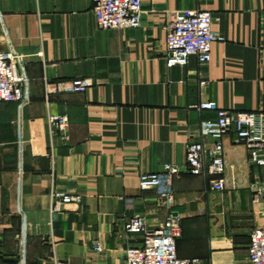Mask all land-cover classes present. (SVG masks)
<instances>
[{"label": "crops", "instance_id": "0c3cea01", "mask_svg": "<svg viewBox=\"0 0 264 264\" xmlns=\"http://www.w3.org/2000/svg\"><path fill=\"white\" fill-rule=\"evenodd\" d=\"M142 26L99 29L92 0H0V50L8 38L29 55L30 102H0V264H126L143 232L181 219L177 250L195 264H246L250 235L264 225V167L252 165L235 134L224 136L225 189L186 168L190 143L217 109L264 113V0H143ZM179 9H206L218 33L212 58L168 67L167 27ZM51 81L85 78L86 92L45 95ZM50 114L67 115L66 137ZM22 134L24 146L19 148ZM212 139H208L210 142ZM180 167L172 183L142 189V175ZM82 202L53 213V192ZM171 191L172 202L161 192ZM21 210L26 214H22ZM26 219V224H25ZM100 242L103 251L96 250Z\"/></svg>", "mask_w": 264, "mask_h": 264}, {"label": "built area", "instance_id": "2783aa9c", "mask_svg": "<svg viewBox=\"0 0 264 264\" xmlns=\"http://www.w3.org/2000/svg\"><path fill=\"white\" fill-rule=\"evenodd\" d=\"M93 11L99 29H126L142 26L145 13L143 0H92ZM214 16L206 9H179L167 27L166 63L172 68L185 67L192 55H196L202 65L212 58L213 43L219 35L213 29ZM0 23L6 29L4 18L0 12ZM29 55L20 51L8 38L7 47L0 50V102L16 101L20 117L25 105L30 102V78L27 72ZM45 95H60L68 90L83 93L91 83L85 78L71 80L59 79L44 81ZM199 109H217V118L204 121L201 126L202 139L190 143L186 153V168L195 175L207 176L211 189L223 190L226 186L223 138L228 133L235 134V140L244 144L249 151L252 165L264 167V113L255 111H232L218 108L214 102L204 101ZM50 131H60L66 137L69 125L67 115L50 114L48 116ZM212 139L210 142L208 139ZM22 134L19 137V148L24 146ZM180 167L166 164L163 171L142 175V189H159L162 182L172 183ZM255 201L264 197V183L257 179L253 185ZM161 195L166 202H172V192L164 191ZM55 203L53 213L62 212L66 205L82 202L80 193L53 192ZM22 214H26L21 210ZM26 224V219H25ZM126 228L131 232H143L144 241L140 246H129L126 249V264H195V261L181 258L177 250V239L181 234V219L171 215L160 227L150 228L143 215H135L127 219ZM96 250L103 251L100 242H94ZM18 264H27L25 256ZM246 264H264V225L255 227L250 235L248 259Z\"/></svg>", "mask_w": 264, "mask_h": 264}]
</instances>
